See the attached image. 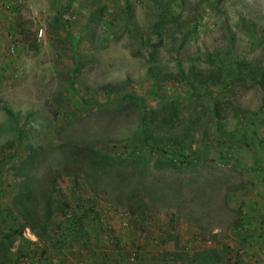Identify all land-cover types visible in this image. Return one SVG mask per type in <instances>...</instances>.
I'll return each mask as SVG.
<instances>
[{
    "label": "rangeland",
    "instance_id": "374dc122",
    "mask_svg": "<svg viewBox=\"0 0 264 264\" xmlns=\"http://www.w3.org/2000/svg\"><path fill=\"white\" fill-rule=\"evenodd\" d=\"M169 1L183 21L170 24L149 54L141 39L154 36L158 0H130V17L126 0H0V264H132L133 250L136 264L161 256L194 264L195 252L210 249L222 255L214 264H250L233 246L251 234L250 204L262 193L257 213L263 209L264 222V87L241 75L236 60L264 61V0ZM19 17L37 33V50L18 34ZM195 21L198 29L181 41L183 24ZM209 52L223 63L225 78L197 94L186 83L157 82L148 72L154 53L172 70L177 59L187 68L193 61L210 68ZM107 84L121 89L102 91ZM173 109L178 124L162 132L190 131L185 142L191 165L184 171L157 165V158L166 161L168 155L152 152L138 131L143 115L165 116ZM199 114L202 119L192 123ZM9 139L18 142L1 151ZM28 145L39 151L29 175L41 203L54 170L85 146L86 158L101 151L124 160L110 161L104 172L126 192L139 189L137 199L147 213L96 198L84 180L64 176L58 188L65 196L57 199L46 236L21 229L23 220L12 224L18 232L3 230L19 190L11 164H21ZM153 190L165 196V204L153 202ZM63 201L72 206L68 215L59 209ZM72 211L83 216L85 228L79 232L75 225V232L66 233Z\"/></svg>",
    "mask_w": 264,
    "mask_h": 264
},
{
    "label": "trees",
    "instance_id": "16d2710c",
    "mask_svg": "<svg viewBox=\"0 0 264 264\" xmlns=\"http://www.w3.org/2000/svg\"><path fill=\"white\" fill-rule=\"evenodd\" d=\"M221 1L222 0H214L217 5H219ZM126 2V13L130 17L131 3L130 0H126ZM157 3L159 4V19L155 22L156 30L153 33L155 37L150 34L145 39H141V45L145 47V50H150L149 54H151V47L154 41L164 40V33L166 30L168 31V26L170 24L180 21V23H178L179 25L183 21L181 20V16L175 13L173 1L167 0L166 2L165 0H158ZM189 24H183L185 31L183 32L181 41H184L188 34H190L193 30L196 31L200 26L199 21H195L194 25L191 27L188 26ZM17 28L18 34L21 36L22 41L28 45L29 49L37 50V33L32 31L28 22L22 17H19L17 21ZM157 49H159L158 45ZM177 49H180V46H178ZM134 52L137 53V51ZM157 60L158 56L156 53H154V55L149 59L150 64L148 72L154 78V80L161 83H186L190 87L191 94H197L198 91L201 89L203 90L204 88L218 86L225 78V69L223 68V63H220L212 52H209L206 56V61L212 65L210 68L202 67L194 61L191 62L187 68L185 66V61L177 59L176 68L169 70L163 68ZM236 64L241 75L247 76L252 81L264 87L263 59L251 61L240 59L236 60ZM119 89H121V87L115 84H107L102 87V91L107 93L117 92ZM135 95L136 94H124L123 97L128 98L131 96V98H133ZM86 102L88 103L89 100H86ZM220 109L221 107L216 104V114L219 113ZM8 111L14 114L12 110L9 109ZM200 118L202 119V115L200 114L197 118L192 117V123H197L198 120H201ZM178 120L179 116L177 109H173L170 114L165 116H159L157 112H153L150 116L143 115V119L138 125V131L144 135V145L148 146L152 152L159 151L160 155H168V159L166 161H162L160 158H157V165H169L174 169L184 171L191 165V163L188 161L189 157L186 152L187 144L185 142V140L189 138L188 133L190 131H188V128L186 127V134H184V136H181L180 134L173 136L171 134L162 132V130H169L166 129L167 127H173L178 124ZM217 123H220V121ZM219 130L223 131L224 129L221 127ZM17 142L18 141L14 139L7 140V142L2 145L1 151L13 148ZM26 147L29 149V151L25 155V158L22 160L21 164H11L13 175L19 179V190L12 200V213L10 214L11 221H9L11 223H9L10 225H7V218L4 222L6 224L4 227H2L3 230L11 228L13 233L18 232V229H16L12 224L16 220H23L22 225H20L21 229L30 228L32 233L39 238L46 236L50 231V224L57 213V199L59 196H65L64 191L58 188V180L64 176H71L75 183H79L81 180H84L94 191L96 198H100L102 195V198L105 197L107 200H112L115 203L118 202L119 204L130 209L133 213H135L136 207L140 208L139 214L141 216H145L147 213L141 210V205L138 202L137 190L139 189L134 188L130 193L126 192L119 182L112 181V179H109L107 174L104 172L105 165H110V161L118 165L121 163L123 164L124 160L119 158L115 159L108 155H104L101 151L89 152V155L92 156V154H95V156L86 158L81 156L82 154L84 155V148H87L85 146H77L76 150L80 149V151L74 150V152H70L68 155H66L64 163L54 170L51 176L50 188H48L46 191L40 192V194H43V200L41 203V201L35 199V190L38 191V188L37 185L36 187L34 186V183H32L31 177L29 175L30 167L34 164L35 158L39 154V151L34 145H28ZM149 193H152L154 203L159 202L161 205L165 204L164 202L166 201V198L164 195L160 194L158 190H153ZM71 208L72 206L68 201H63V207L59 209L63 215H68L69 213L67 211ZM70 213V218L65 216L68 220V230L65 229L66 233L69 232V229L70 231L75 232V225H79L80 232L85 228L83 224V216L75 215L73 211ZM244 220L245 218L242 216V218L239 220V223L243 225ZM191 260L194 264H214L215 262H220L222 260V255L218 249L203 250L195 252L192 255Z\"/></svg>",
    "mask_w": 264,
    "mask_h": 264
},
{
    "label": "crops",
    "instance_id": "0c3cea01",
    "mask_svg": "<svg viewBox=\"0 0 264 264\" xmlns=\"http://www.w3.org/2000/svg\"><path fill=\"white\" fill-rule=\"evenodd\" d=\"M252 200L253 202L250 204L251 218L248 220L250 221L249 223L251 227L249 228V230L251 234L248 235L247 238L245 237V240L238 239L237 244L234 245L233 247L238 246L239 251L237 252L241 254V257H240L241 261L250 262V264L251 262H254V264H260V263L264 264V238H263V232H264L263 223L264 222L261 223V221L259 220V216H261L262 214L261 211H263V209H260L261 211L259 210L260 212L257 213V204L263 203V193H262V196L260 197L255 196L253 197ZM239 229L241 231V228ZM258 235H261L262 238L256 237ZM252 248H255V251ZM248 249H251V251L248 252L247 251ZM251 252H253V254H251ZM237 260L239 259H236L233 261L236 262ZM182 263H184L183 259L176 261V260H173L171 256L169 258L161 256L160 258L152 259L149 264H182ZM141 264H148L147 259L145 258ZM195 264H199V263H195Z\"/></svg>",
    "mask_w": 264,
    "mask_h": 264
},
{
    "label": "built area",
    "instance_id": "2783aa9c",
    "mask_svg": "<svg viewBox=\"0 0 264 264\" xmlns=\"http://www.w3.org/2000/svg\"><path fill=\"white\" fill-rule=\"evenodd\" d=\"M43 33H44V29L43 28H41L40 30H39V33H38V35L39 36H42L43 35ZM11 51H15L16 50V46L13 44L12 46H11ZM210 243V242H209ZM137 255H138V251L137 250H133L132 252H131V256L129 257V259H130V261L132 262V264H136V262H137ZM26 262H28V261H26ZM38 262V261H37ZM37 264H41V263H37Z\"/></svg>",
    "mask_w": 264,
    "mask_h": 264
}]
</instances>
